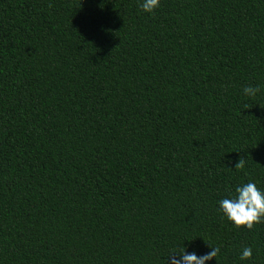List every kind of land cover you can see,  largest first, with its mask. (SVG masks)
I'll list each match as a JSON object with an SVG mask.
<instances>
[{
	"label": "trees",
	"instance_id": "1",
	"mask_svg": "<svg viewBox=\"0 0 264 264\" xmlns=\"http://www.w3.org/2000/svg\"><path fill=\"white\" fill-rule=\"evenodd\" d=\"M140 3L0 0V264H264V0Z\"/></svg>",
	"mask_w": 264,
	"mask_h": 264
},
{
	"label": "clouds",
	"instance_id": "2",
	"mask_svg": "<svg viewBox=\"0 0 264 264\" xmlns=\"http://www.w3.org/2000/svg\"><path fill=\"white\" fill-rule=\"evenodd\" d=\"M160 4L161 0H141L139 7L146 13H154ZM49 7L52 5L49 4ZM260 91L259 86L246 85L243 88L244 95L249 97H255ZM246 164L247 160L241 156L235 162V170L245 169ZM235 192L237 195L219 201V207L227 220L237 228L246 227L249 231L253 230L255 225L264 223V191L255 183L248 182L237 186ZM219 252V247H211L208 253L198 256L196 253H188L185 248L173 249L169 253L167 264H207L208 261L215 259ZM252 255V248L245 246L240 258L250 260Z\"/></svg>",
	"mask_w": 264,
	"mask_h": 264
}]
</instances>
